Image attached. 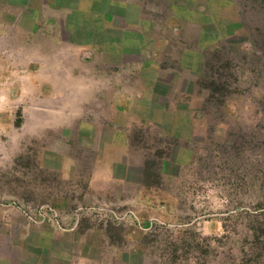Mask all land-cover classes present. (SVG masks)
<instances>
[{"label":"rangeland","instance_id":"obj_1","mask_svg":"<svg viewBox=\"0 0 264 264\" xmlns=\"http://www.w3.org/2000/svg\"><path fill=\"white\" fill-rule=\"evenodd\" d=\"M0 264H264V0H0Z\"/></svg>","mask_w":264,"mask_h":264}]
</instances>
